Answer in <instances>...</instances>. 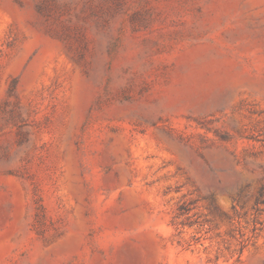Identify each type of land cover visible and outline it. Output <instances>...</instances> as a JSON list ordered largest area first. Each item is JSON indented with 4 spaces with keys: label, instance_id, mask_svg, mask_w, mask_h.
Returning a JSON list of instances; mask_svg holds the SVG:
<instances>
[{
    "label": "rangeland",
    "instance_id": "1",
    "mask_svg": "<svg viewBox=\"0 0 264 264\" xmlns=\"http://www.w3.org/2000/svg\"><path fill=\"white\" fill-rule=\"evenodd\" d=\"M263 187L264 0H0V264H264Z\"/></svg>",
    "mask_w": 264,
    "mask_h": 264
},
{
    "label": "trees",
    "instance_id": "2",
    "mask_svg": "<svg viewBox=\"0 0 264 264\" xmlns=\"http://www.w3.org/2000/svg\"><path fill=\"white\" fill-rule=\"evenodd\" d=\"M263 193H264V187L261 189V191H260V199H261V197H263ZM240 194H242V192L240 193ZM259 200V199H258ZM260 201V200H259ZM258 203H260V202H258ZM262 203H264V201L262 202ZM191 212V208H189L187 205H185V204H182L180 207H179V214H178V216H177V218H183L184 216H187L189 213ZM181 225H186V221L185 220H183L182 222H181ZM242 251H243V248L241 249V251H240V253H242Z\"/></svg>",
    "mask_w": 264,
    "mask_h": 264
}]
</instances>
